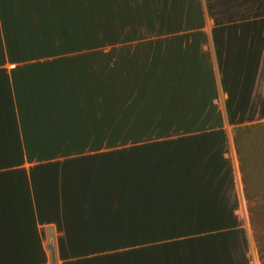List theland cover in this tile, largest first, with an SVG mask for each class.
I'll return each instance as SVG.
<instances>
[{"label": "crops", "instance_id": "crops-1", "mask_svg": "<svg viewBox=\"0 0 264 264\" xmlns=\"http://www.w3.org/2000/svg\"><path fill=\"white\" fill-rule=\"evenodd\" d=\"M263 125L264 0H0V264H260Z\"/></svg>", "mask_w": 264, "mask_h": 264}, {"label": "rangeland", "instance_id": "rangeland-1", "mask_svg": "<svg viewBox=\"0 0 264 264\" xmlns=\"http://www.w3.org/2000/svg\"><path fill=\"white\" fill-rule=\"evenodd\" d=\"M237 132H244L236 137L245 194L241 219L250 229L260 264H264V125Z\"/></svg>", "mask_w": 264, "mask_h": 264}]
</instances>
